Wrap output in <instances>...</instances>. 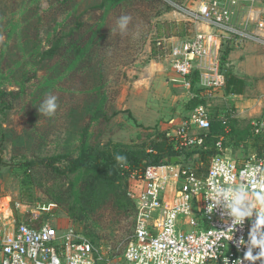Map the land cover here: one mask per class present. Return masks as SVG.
<instances>
[{"label": "rangeland", "instance_id": "374dc122", "mask_svg": "<svg viewBox=\"0 0 264 264\" xmlns=\"http://www.w3.org/2000/svg\"><path fill=\"white\" fill-rule=\"evenodd\" d=\"M4 1L2 3L3 0H0V71H4L5 77L1 79V87L8 90L20 88L15 83L23 79L21 76L28 75L31 79L24 84L20 97L14 100L13 108L6 109L0 105V133L7 135V142L1 147L5 150L6 160L16 165L0 171V207L10 206L16 222L29 221L34 216L39 222L58 227L69 225L81 230L85 219L79 222L77 217L84 207L79 197L84 182L80 174L69 171V163L62 156L67 151L65 155L68 157H75L80 152L82 143L78 137L91 115L85 105L92 106L94 97L82 93L80 85L64 83L66 76H57L52 62H37V51L27 48L24 43L19 48L13 45L14 32L21 21L20 17L13 18L11 11L20 0ZM200 1L162 0L169 5L165 9L161 2L119 0L111 7L105 16V28L113 37L109 38V42H104L101 49L109 79L105 91L107 101L104 116L94 120L88 128L84 148L94 145L96 150L107 148L131 152L170 146L167 133L173 132L189 113L187 103L191 93L178 81L167 57L157 53L156 44L157 41L167 40L165 44L169 46L174 40L191 36L203 27L194 18ZM26 2L29 12H23L20 16L28 19L30 31L26 29L25 32H29L32 41L40 43L39 49L49 46L48 35L58 22H69L73 12L63 11H68L74 5L77 14H81L88 25H96L102 20V11L96 7L101 0H71L67 8L56 3L57 7L48 13L44 10L48 8L49 0ZM247 5L245 2L240 5L233 19L234 24L249 17L245 21H254L257 12L249 10ZM254 9H264V3L256 4ZM35 12L37 14L33 15ZM122 15L131 17L123 34L116 29V21ZM27 35L23 36L22 41L27 40ZM6 41L7 44L3 45ZM226 49L229 50L226 62L230 73L225 85L208 100L209 106H212L208 108L210 111L227 110L235 115L232 123L235 133L227 137V145H230L226 147V152L242 161L250 154L257 153L255 146L259 144L252 130V122L264 120V43L231 38L221 46V51ZM9 59L11 65L7 69ZM10 78L12 82H9ZM49 95L57 97L58 107L53 116L38 111ZM95 153L92 152V157H95ZM197 156V153L192 155L194 160ZM40 158L48 159L32 167L33 174L26 185L22 181L26 173L17 167L18 162ZM182 164L194 169L201 165L197 160ZM54 166L60 168L59 173L54 171ZM138 173L139 169H133L128 174L123 170V175L115 179V187L112 184L105 187L115 199V206H119V197L122 206L135 201L141 188ZM17 203L21 204L18 209L15 207ZM114 208L108 206L107 213ZM129 215L122 213L119 222L115 218L113 221L106 219L108 237L99 244L94 243L99 251L113 256L121 264H125L121 257L123 245L133 229Z\"/></svg>", "mask_w": 264, "mask_h": 264}, {"label": "built area", "instance_id": "2783aa9c", "mask_svg": "<svg viewBox=\"0 0 264 264\" xmlns=\"http://www.w3.org/2000/svg\"><path fill=\"white\" fill-rule=\"evenodd\" d=\"M244 2L257 16L253 22L245 21L249 17L234 24ZM258 3L264 0H201L194 18L203 27L169 46L165 44L169 65L188 92L193 72L208 100L225 85L220 62L223 41L238 38L264 43V9L253 10ZM208 107L195 106L173 132L167 133L174 150L205 147L214 119ZM232 116L227 110L215 116L224 134L230 130L228 119ZM252 130L264 134V120L252 122ZM222 138L215 141L217 152L203 175L170 162L149 164L139 171L141 188L135 198L132 234L121 255L125 264H239V260L241 264H261L259 259H244L255 215L233 226L220 208L206 211L210 203L206 198L213 185L243 184L254 195H264V155L250 154L237 161L226 152ZM6 208L0 209V264H121L72 226H54L34 216L16 222L13 209ZM258 251L253 249V254Z\"/></svg>", "mask_w": 264, "mask_h": 264}, {"label": "trees", "instance_id": "16d2710c", "mask_svg": "<svg viewBox=\"0 0 264 264\" xmlns=\"http://www.w3.org/2000/svg\"><path fill=\"white\" fill-rule=\"evenodd\" d=\"M49 1L50 2L48 8L44 10L47 11V13L52 12L57 7L56 3L63 5V8H67L69 2H71V0H57V2L52 0ZM118 1L119 0H101V2L96 7L102 11V20L96 25H88L86 22H84L81 18V14H77L76 5L72 6L68 11H63L64 13L73 12V14L69 16V22L65 20H61L60 22H58L53 28V32L48 35L47 41L49 43V46L47 48L43 47L41 49H39L40 46H38L40 45V43L32 41L29 32H25L26 29L30 31V26L27 23L28 19L24 20L20 16L23 14V12H29L26 0H20L19 4H17L18 6H14V9L11 11L13 18L20 17L21 21L20 27L15 29L13 45H17V47L19 48L21 43H24L27 45V48L32 49L33 51H37V62L45 60L52 62L51 66L54 65L52 68L54 73L59 77L66 76L64 78V83L80 85V91L82 93L92 95V97H94L92 106L90 105L88 107L87 105H85L86 110L90 112L91 115L89 116L90 120L88 124L83 127V131L78 137V139H80L82 143V146L79 149L80 152H78L77 156L75 157H68L67 155H65L68 153V151L64 154V156H62L63 159H65L69 163V171L71 173L80 174L82 176V182H84V187H81L79 192V197L83 201L84 207L80 210V214L78 215L77 219L79 222L85 219V224L82 226L81 230L77 229L76 227H72L77 232L81 233L84 237L87 236L85 238H87L93 245L99 244L103 238L108 237L106 236V230L108 229V224L106 226L105 223L106 219L113 221V219L115 218V221L119 222L122 213L126 215L130 214L129 216L132 219L133 226L135 201L133 203H127L122 206L120 204L119 197L117 199V201L119 202V206H115L113 204L116 203L115 199H113L112 195L105 189L106 186L111 184L113 185L112 187L116 186L115 179L120 178V176L123 175V170H125L127 174L133 169H139L140 171L149 164L169 163L171 156L179 155L183 156L184 161L187 163L196 160L197 162H200V166H197L196 169L192 168L195 173L200 176L205 174V172L207 171V168L209 166L208 159L217 152L215 141L220 136H223L222 145L223 147H228L230 144L227 145V139L233 136V134L235 133V130H233L232 126V123L236 118L235 115L228 119V123L229 125H231V128L228 133L224 134L223 125L219 120L215 119V116L220 113V111L211 110L212 114L214 115V119L208 131V136L205 140V147H191L181 151H176L170 144V146H167L163 149H142L140 151L131 152L125 151L123 149L109 150L107 148L106 150H96V147L94 145H90L86 148L83 147L87 142V131L89 126L91 127L92 122L101 117V115L104 116L103 109L107 101V95L105 91L109 79L106 67L104 65L105 57L101 49L104 45V42H109V38L113 37L112 33L109 34L110 32H108V29L106 30L105 28L107 26L105 16L109 14L111 7L115 6V3ZM149 1H151L152 3L161 2L163 5H165V9L169 8V5L164 4L162 0ZM4 2L5 1L3 0L2 3ZM1 7L2 6H0V8ZM36 14L37 13L35 12L33 15ZM1 20L2 18H0V22ZM11 30H13V27H11ZM26 34H28L27 40L22 41L23 36ZM226 41L227 40L223 41L221 43V46ZM159 42L162 41H157V53L160 56L165 57V42L158 44ZM5 44H7V41L4 42L3 45ZM228 54L229 50L226 49L221 51L220 47V62L222 69L225 70L224 73L226 78L230 73V69L226 62ZM10 65L11 59H9L6 63V68L9 69ZM3 72L0 71V105L3 108L11 109L13 108L14 100L18 99L20 97V94L23 93L24 84L30 81L31 78L28 75L21 76L23 79L21 81H16L15 83V86H18L20 88H13L8 90L1 87V79L5 78L3 76ZM63 72L65 73L64 76L62 75ZM51 80L53 81L54 78H51ZM9 82H12L11 78ZM190 93L191 97L187 103V108H189L190 111L199 104H205L208 106V99L204 94V89L198 84V75L196 72H193L190 76ZM255 138L257 139L256 141L259 145L255 146L257 149V153L253 154L260 156L264 154V145L262 146V143L264 142V134H255ZM6 142L7 135L1 132V146ZM92 152H96L95 157H92ZM195 153L198 154V158H196V160H194V158L192 157V155ZM117 155L125 156L126 161L123 163L118 162L115 159ZM46 159L48 158H40V160L31 159L24 162H18L17 167L21 168L26 173L25 178H23L22 180L24 183H26V185L30 183L29 178L33 174L32 167L39 162L42 163L43 160ZM14 166L16 165L14 164ZM53 169L56 173L60 172V168H58L57 166H54ZM26 193L28 194V192ZM108 206H114L115 208L110 211V213H107L108 209L106 208ZM115 209H118L121 213L118 210L116 211ZM113 211H116V213H112ZM126 242L123 246H125Z\"/></svg>", "mask_w": 264, "mask_h": 264}, {"label": "clouds", "instance_id": "9594fccd", "mask_svg": "<svg viewBox=\"0 0 264 264\" xmlns=\"http://www.w3.org/2000/svg\"><path fill=\"white\" fill-rule=\"evenodd\" d=\"M130 21V16H120L116 21V29L122 34L125 33ZM57 107V97L49 95L41 103L38 111L46 116H53ZM115 159L121 163L126 161V157L122 155H117ZM259 182L257 181V183ZM206 199L210 201L206 208L207 213L213 212L215 208H220L222 214H226L227 217L231 218L233 226L242 223L245 218H251L255 215V220L248 233L247 250L244 253V259L250 262H255L259 259L261 264H264V195H254L243 184L213 185ZM230 229L232 233V228ZM220 237L224 238L223 232L220 233ZM256 248L259 251L254 255L253 249ZM239 264H241L240 260Z\"/></svg>", "mask_w": 264, "mask_h": 264}, {"label": "water", "instance_id": "95a60500", "mask_svg": "<svg viewBox=\"0 0 264 264\" xmlns=\"http://www.w3.org/2000/svg\"><path fill=\"white\" fill-rule=\"evenodd\" d=\"M169 162L171 164L182 163L184 162V157L179 155H173L170 157ZM13 165H14L13 162L6 160L5 150L1 147L0 144V171L4 170L7 167H12Z\"/></svg>", "mask_w": 264, "mask_h": 264}, {"label": "crops", "instance_id": "0c3cea01", "mask_svg": "<svg viewBox=\"0 0 264 264\" xmlns=\"http://www.w3.org/2000/svg\"><path fill=\"white\" fill-rule=\"evenodd\" d=\"M228 67H229V65H228ZM237 105H239V104H237ZM0 209H1V210H6L7 208H6V206H5V207H0Z\"/></svg>", "mask_w": 264, "mask_h": 264}]
</instances>
